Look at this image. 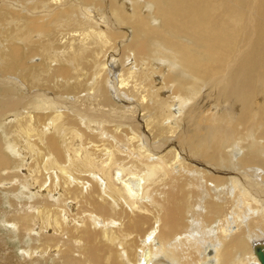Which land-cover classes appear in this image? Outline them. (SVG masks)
<instances>
[{
  "label": "bare ground",
  "instance_id": "obj_1",
  "mask_svg": "<svg viewBox=\"0 0 264 264\" xmlns=\"http://www.w3.org/2000/svg\"><path fill=\"white\" fill-rule=\"evenodd\" d=\"M0 185L30 257L261 264L264 0H0Z\"/></svg>",
  "mask_w": 264,
  "mask_h": 264
},
{
  "label": "rangeland",
  "instance_id": "obj_2",
  "mask_svg": "<svg viewBox=\"0 0 264 264\" xmlns=\"http://www.w3.org/2000/svg\"><path fill=\"white\" fill-rule=\"evenodd\" d=\"M214 114V118H212L213 123L214 125H219L220 123L218 122L221 117L219 118L218 116L221 115H219L220 113L218 112H215ZM24 190V187H21L20 191ZM16 194L18 195L16 196ZM12 200L20 207L19 203L34 199L29 198L28 195L24 196L20 192H14L3 185H0V264H54L52 258L46 260L47 256H44L45 259L39 255H33L30 257L23 252L22 249L25 246L36 245L39 244V242L38 240L31 239V235H22L14 230L15 228L10 226L8 220L11 219L13 214L18 210L17 208H14ZM36 256L39 258L37 259L38 261H34V257ZM61 263L62 262H58L57 264Z\"/></svg>",
  "mask_w": 264,
  "mask_h": 264
},
{
  "label": "water",
  "instance_id": "obj_3",
  "mask_svg": "<svg viewBox=\"0 0 264 264\" xmlns=\"http://www.w3.org/2000/svg\"><path fill=\"white\" fill-rule=\"evenodd\" d=\"M255 252H256L261 264H264V247L263 246H257L255 249Z\"/></svg>",
  "mask_w": 264,
  "mask_h": 264
}]
</instances>
